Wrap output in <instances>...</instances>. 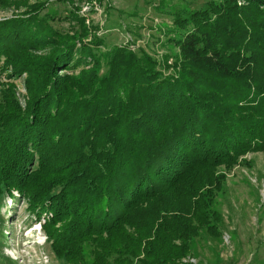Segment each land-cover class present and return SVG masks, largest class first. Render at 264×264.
<instances>
[{"label":"trees","instance_id":"1","mask_svg":"<svg viewBox=\"0 0 264 264\" xmlns=\"http://www.w3.org/2000/svg\"><path fill=\"white\" fill-rule=\"evenodd\" d=\"M20 1L0 0V201L65 264H193L227 173L264 150V0L173 10L159 58Z\"/></svg>","mask_w":264,"mask_h":264},{"label":"rangeland","instance_id":"2","mask_svg":"<svg viewBox=\"0 0 264 264\" xmlns=\"http://www.w3.org/2000/svg\"><path fill=\"white\" fill-rule=\"evenodd\" d=\"M36 0H21L22 2ZM43 1V0H42ZM48 1L47 10L60 17L54 26L65 31L76 26L68 16L78 7L87 25L97 24V34L110 43L135 41L155 58L167 52L164 32L171 25L170 13L182 6L197 8L206 0H104L105 5L86 0ZM22 7L21 9H23ZM14 8L0 9L1 17ZM67 16V18H63ZM39 52V51H38ZM2 77L0 81H8ZM21 106L26 89L23 76L11 80ZM248 165H236L226 175L217 199L221 214L220 237L203 234L195 242V254L183 258L193 264H264V150L245 155ZM222 169V168H221ZM24 200L6 197L0 201V264H65L44 243L45 236Z\"/></svg>","mask_w":264,"mask_h":264}]
</instances>
